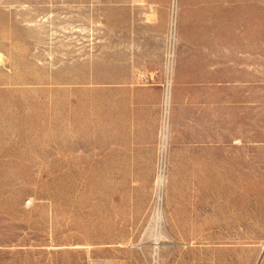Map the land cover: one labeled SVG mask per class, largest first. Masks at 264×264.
Returning <instances> with one entry per match:
<instances>
[{
    "label": "rangeland",
    "instance_id": "1",
    "mask_svg": "<svg viewBox=\"0 0 264 264\" xmlns=\"http://www.w3.org/2000/svg\"><path fill=\"white\" fill-rule=\"evenodd\" d=\"M172 2L0 0V264H264V0Z\"/></svg>",
    "mask_w": 264,
    "mask_h": 264
},
{
    "label": "bare ground",
    "instance_id": "2",
    "mask_svg": "<svg viewBox=\"0 0 264 264\" xmlns=\"http://www.w3.org/2000/svg\"><path fill=\"white\" fill-rule=\"evenodd\" d=\"M177 7H178L177 0H173L172 8H171V14H170V24H171L173 30H174V27L177 24ZM171 54H172V51H171ZM173 67L174 66L172 65V62L170 61V63H169V72L172 73V75H173V72H172L173 71ZM172 82H173V76H172V79H171V76L169 75V82H168L167 92H166V95H165L166 96V99H165L166 101L164 103L165 104V112H164L163 119H162L161 140H160V150L162 152V159H160V160H162V162H164V160H165V156H164L165 152L168 151L169 135H170V132H171L170 131V127H169V123H168V115H169V99H170V94H171L170 93V89H171V86H172ZM170 124H171V122H170ZM171 129H172V127H171ZM164 181H165L164 175H162V174L160 175L159 174V176L157 178V181H156L157 184H158V187L162 186ZM161 201H162V198H161V194L159 193V197L157 198V201H156L155 218H154L156 223H157V225H158V227L161 226L160 223H162V221L164 222V218H165ZM162 224H164V223H162ZM159 234H160V232L158 233V235ZM161 234H162V232H161ZM150 236H152V235H150ZM162 236H164V235H161L160 239L162 238ZM165 236H167V235H165ZM152 237H155V236H152ZM164 239H165V237H164ZM155 244H159L158 238H157V242Z\"/></svg>",
    "mask_w": 264,
    "mask_h": 264
}]
</instances>
